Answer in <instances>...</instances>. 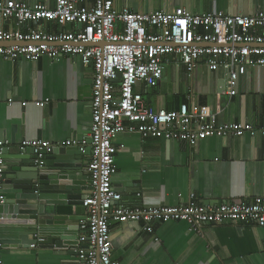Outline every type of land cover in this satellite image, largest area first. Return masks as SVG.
I'll return each mask as SVG.
<instances>
[{
    "label": "crops",
    "instance_id": "obj_1",
    "mask_svg": "<svg viewBox=\"0 0 264 264\" xmlns=\"http://www.w3.org/2000/svg\"><path fill=\"white\" fill-rule=\"evenodd\" d=\"M17 1L34 4L44 0ZM85 1L92 6L95 0ZM49 5L54 6L55 0H49ZM116 6L134 12H171L185 7L195 13L251 14L264 9V0H116ZM29 27L45 32L73 29L71 24L61 26L52 21L31 23L23 29ZM16 28L14 19L0 14V29ZM169 59L156 86L139 82L135 87L150 106L177 110L183 103L196 102L216 112L224 122L264 124V66L249 68L230 95L223 70L212 71L200 62L189 76L176 56ZM92 90V70L78 56H42L35 62L0 56V140L9 142V154L21 151L23 140L40 138L58 144L87 138L93 121ZM44 100H49L45 106L36 104ZM113 144L123 145L115 154L119 181L113 184L130 207L176 206L188 203L192 195L210 204L251 202L264 196L262 134L210 136L191 145L123 131ZM78 156L73 158L79 165L75 174L88 176L89 156L82 152ZM84 216L86 213L80 212L74 223L79 227L78 236ZM145 226L143 221L113 223V258L119 264H264V227L227 221L207 224L196 232L185 221L161 219L151 224L152 232ZM34 243L0 244L3 264H85L78 256V242L66 247L38 243L32 247Z\"/></svg>",
    "mask_w": 264,
    "mask_h": 264
},
{
    "label": "built area",
    "instance_id": "obj_2",
    "mask_svg": "<svg viewBox=\"0 0 264 264\" xmlns=\"http://www.w3.org/2000/svg\"><path fill=\"white\" fill-rule=\"evenodd\" d=\"M0 14L14 19L17 28L0 29V56L16 61H38L78 56L93 74L92 126L87 138L54 144L40 138L23 140L20 148L32 147L36 162L42 163L56 146H78L88 154L87 172L92 189L84 199L86 216L80 221L78 256L85 264H119L113 258L111 226L114 222L143 221L153 231L156 220H182L201 232L207 224L227 221L264 227V196L251 202L225 200L199 202L194 195L186 204L130 207L114 186L115 154L120 148L113 139L123 131H137L144 137L185 141L195 145L210 136L264 135V124L224 122L216 112L196 102L183 103L177 110L155 109L136 85L156 86L162 79L169 56H176L192 76L200 62L212 71L227 75V93L235 92L240 76L249 68L264 66V9L251 14L195 13L185 7L168 12H134L120 9L116 0H49L28 4L0 0ZM52 21L73 25V29L45 32L25 25ZM49 100L37 101L40 107ZM10 104L13 99H10ZM26 105L27 102H22ZM91 139V142H89ZM9 142L0 140V176L4 164L1 150ZM4 196H0V203ZM37 244H32L36 247ZM0 264L3 260L0 256Z\"/></svg>",
    "mask_w": 264,
    "mask_h": 264
},
{
    "label": "water",
    "instance_id": "obj_3",
    "mask_svg": "<svg viewBox=\"0 0 264 264\" xmlns=\"http://www.w3.org/2000/svg\"><path fill=\"white\" fill-rule=\"evenodd\" d=\"M90 149L56 146L42 163L36 162L32 147L14 154L8 147L1 150L0 244L66 247L78 242L79 227L74 223L80 212L87 211L83 203L92 186L89 176H82L84 182L75 174L79 165L73 158H79L80 152L89 154ZM118 181L114 176L113 182Z\"/></svg>",
    "mask_w": 264,
    "mask_h": 264
}]
</instances>
